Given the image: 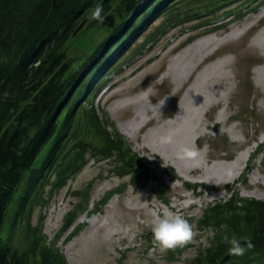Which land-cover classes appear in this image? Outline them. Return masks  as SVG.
<instances>
[{"label": "rangeland", "instance_id": "374dc122", "mask_svg": "<svg viewBox=\"0 0 264 264\" xmlns=\"http://www.w3.org/2000/svg\"><path fill=\"white\" fill-rule=\"evenodd\" d=\"M244 2L236 1L218 15L228 10L238 15L242 11L237 8ZM186 3L191 1L174 0L175 9L169 8L167 15L145 18L129 44L118 49L120 58L113 68L89 86L75 108L84 106L92 119L96 117L95 124L87 125L84 141L99 145L96 130L107 123L108 131L122 136L155 171L165 174L173 168L178 179L171 181L164 175L171 198L161 199L155 183L141 190L129 186L95 211L97 203L120 184L130 183V177L120 180L111 173L110 161L97 163L89 158L82 172L45 207L37 206L42 177L48 174L54 180L53 160L47 161L46 150L41 162L47 164L36 170V175L42 171V177L29 178L26 172L9 205L1 231L7 247L26 252L35 234L32 230L39 227L68 264H189L211 237V232L196 226L208 205L228 200L244 178L247 182L239 187L240 195L264 200V5L216 29L213 16L181 24ZM174 15L178 19H172ZM231 19H221L219 24L227 26ZM245 26V34L232 36L234 29ZM109 33L101 24L87 23L71 40L69 58L85 62ZM210 37L217 42L199 53L198 43ZM82 121L84 129L85 118ZM261 146L259 158L252 160ZM184 147L199 155L183 158ZM90 183L89 209L63 233L66 215L83 203L74 193L85 191ZM185 184L201 187L189 192ZM165 214L194 220V247L181 257L175 248L161 249L155 241L149 242L154 238L151 225ZM78 227H83L82 232L72 237ZM173 254L177 259L171 261Z\"/></svg>", "mask_w": 264, "mask_h": 264}, {"label": "trees", "instance_id": "16d2710c", "mask_svg": "<svg viewBox=\"0 0 264 264\" xmlns=\"http://www.w3.org/2000/svg\"><path fill=\"white\" fill-rule=\"evenodd\" d=\"M157 1L0 0V264H68L62 251L55 244H48L39 227L32 230L35 234L26 252L7 247L1 237L9 205L24 174L29 172V178L38 180L42 177V171L36 175V170L47 164L41 162L46 150H49L47 161L53 160L54 180L48 174L42 177L37 206L43 203L45 207L55 193L82 172L89 158L97 163L110 161L111 173L120 180L130 177V183L120 184L97 203L95 211L107 206L114 196L123 195L129 186L141 190L155 183L161 199L171 198V187L164 175L171 181L178 179L173 168L165 174L155 171L122 136L109 132L107 123L99 124L96 130L99 145L84 141L86 127L95 124L96 117L92 119L84 106L75 109L89 86L113 68L120 58L118 49L129 44L144 26L145 18L167 15L169 8L175 9L174 0ZM189 1L191 4L186 3V14L181 16L180 23L213 16L216 29L226 27L219 24L221 19L241 20L264 5V0H245L237 8L242 11L240 14L228 10L220 16V9L239 0ZM97 4L103 7L102 21L91 16ZM86 20L92 25L101 24L110 33L85 62L78 64L77 57L68 56L69 44ZM243 181L246 184L247 179ZM49 185L50 191L46 193ZM92 186L90 183L85 191L74 193L83 203L66 215L63 233L89 209ZM185 187L196 192L201 186L185 184ZM187 219L191 224L194 222L193 218ZM196 226L201 232H211V237L207 246H199L197 256L189 264H264V200L244 198L238 186H234L232 197L208 205L196 220ZM82 230L83 227H78L72 237ZM226 235L241 240L246 249L243 255L229 253ZM149 242L152 244L154 238L150 237ZM192 247L191 238L175 247V252L181 257ZM176 259L173 254L171 261Z\"/></svg>", "mask_w": 264, "mask_h": 264}, {"label": "clouds", "instance_id": "9594fccd", "mask_svg": "<svg viewBox=\"0 0 264 264\" xmlns=\"http://www.w3.org/2000/svg\"><path fill=\"white\" fill-rule=\"evenodd\" d=\"M103 7L99 4L91 12V16L94 20H103ZM199 153L189 147L181 149V156L183 158L195 159ZM151 231L153 233L154 241L159 245L161 249H170L183 245L189 241L193 236V226L190 221L180 214L175 215H163L151 225ZM226 243L230 246L228 251L230 254L243 255L246 251L241 240L235 235L224 237ZM251 247V244H248Z\"/></svg>", "mask_w": 264, "mask_h": 264}, {"label": "bare ground", "instance_id": "6f19581e", "mask_svg": "<svg viewBox=\"0 0 264 264\" xmlns=\"http://www.w3.org/2000/svg\"><path fill=\"white\" fill-rule=\"evenodd\" d=\"M245 30H246V26L245 27H241V28H236V30L235 29L233 30L232 36H238V35L242 34ZM246 32L247 31H245L243 34H245ZM215 42H217L216 39H214L212 37L207 38L206 40L198 43V45H197V51L199 53L204 52L203 50L207 49L210 45H212ZM223 65H226V63H224ZM191 69H192L191 67L186 68V72H189ZM206 84L207 83H204L203 86H205ZM201 94L206 97V94L204 92H201ZM208 106H209V103L206 104V107H208ZM241 162H242V159L240 158V160L237 161L236 163H237V165H239ZM237 176H238V173L237 174H234V176L232 177L231 180L234 181L237 178Z\"/></svg>", "mask_w": 264, "mask_h": 264}, {"label": "water", "instance_id": "95a60500", "mask_svg": "<svg viewBox=\"0 0 264 264\" xmlns=\"http://www.w3.org/2000/svg\"><path fill=\"white\" fill-rule=\"evenodd\" d=\"M87 23H88V20H86L85 22H83L81 24V26L76 30V32L74 34V37L77 36L85 28V26L87 25Z\"/></svg>", "mask_w": 264, "mask_h": 264}]
</instances>
